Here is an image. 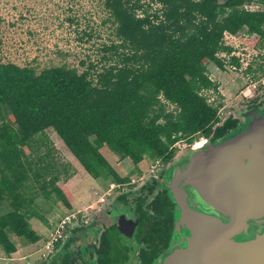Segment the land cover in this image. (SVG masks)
I'll return each mask as SVG.
<instances>
[{"label": "trees", "instance_id": "16d2710c", "mask_svg": "<svg viewBox=\"0 0 264 264\" xmlns=\"http://www.w3.org/2000/svg\"><path fill=\"white\" fill-rule=\"evenodd\" d=\"M253 4L264 7V0H103L118 41L105 50L113 51L118 62L95 74L66 66L37 72L31 66L0 63V110L10 116L0 128V203L7 202L10 209L0 215V248L6 257L17 251L10 235L30 244L40 241L28 223L35 218L48 225L36 210L38 195L54 196L71 209L56 186L58 176L46 182L45 170L29 161L24 151L47 129L90 177L122 185L129 177L120 176L101 155L103 147L129 159L134 166L130 174L141 175L146 158L168 165L178 142L192 146L197 137L214 141L240 123L232 116L220 122V97L210 102L203 93L218 95L207 64L225 71L228 63L220 54L239 66L231 56L233 48L224 43L225 34L245 30L264 42V10L244 8ZM249 99L248 108L264 105V94ZM32 179L40 194L30 185ZM128 198L120 197L124 203ZM146 198L135 196L134 209L142 223L153 224L152 231L159 228V216L166 211L167 240L160 253L172 232V202L159 194L144 210ZM74 261L65 254L59 263Z\"/></svg>", "mask_w": 264, "mask_h": 264}, {"label": "rangeland", "instance_id": "374dc122", "mask_svg": "<svg viewBox=\"0 0 264 264\" xmlns=\"http://www.w3.org/2000/svg\"><path fill=\"white\" fill-rule=\"evenodd\" d=\"M152 7L159 8L158 5ZM244 8L249 11L264 10V7L257 4ZM109 18L103 0H0V63L31 66L37 72L56 66L76 68L80 73L86 70L92 74L101 72L103 67L114 64L119 59L113 51L105 50L118 44L114 35L115 26ZM224 43L233 48L232 56L241 58L244 63L250 62L251 70L236 68L230 71L226 68L230 59H226L228 64L225 71L218 70L213 64H207L210 79L218 84V95L211 91L203 94L210 102L220 97V122L227 116L241 121L239 112L245 110L251 101L242 95L249 81L256 83V89L251 94L254 99L264 94V84L260 83L264 78V74H261L264 70V42L261 44L257 36L248 35L242 30L233 37L226 35ZM9 121V114L1 109L0 128L3 122ZM202 140L205 139L197 137L194 143ZM175 148L177 158L190 146L182 141ZM24 151L29 161L45 170L43 179L46 182L52 176H58L56 186L66 197L71 209H66L54 196L44 199L38 195L35 200L36 210L47 219L48 225L35 218L29 219L28 223L41 237L40 241L30 244L22 238L10 235L17 251L6 257L0 248V264H60L64 251L60 250L61 252L46 262L40 259L39 251L42 240L49 236L50 231L56 230L63 217L76 216L81 225L97 219V214L102 217V208L111 203L120 205L118 196L122 194H127L133 200L139 188L145 183H152L154 178L162 175L166 167L160 160L146 158L143 173L130 174L134 169L132 162L129 159H120L107 147H103L100 150L101 155L120 176L129 177V182L117 185L111 179H93L72 157L52 129L34 137L30 147ZM30 185L40 194L39 186L33 179ZM49 189L47 186V190ZM9 210L7 202L0 203V215ZM77 244H72L68 250L72 256ZM132 259L130 256L127 264H132Z\"/></svg>", "mask_w": 264, "mask_h": 264}, {"label": "water", "instance_id": "95a60500", "mask_svg": "<svg viewBox=\"0 0 264 264\" xmlns=\"http://www.w3.org/2000/svg\"><path fill=\"white\" fill-rule=\"evenodd\" d=\"M239 115L222 138L194 143L168 164L173 227L151 264H264V105Z\"/></svg>", "mask_w": 264, "mask_h": 264}, {"label": "flooded vegetation", "instance_id": "af4514ba", "mask_svg": "<svg viewBox=\"0 0 264 264\" xmlns=\"http://www.w3.org/2000/svg\"><path fill=\"white\" fill-rule=\"evenodd\" d=\"M245 109L249 108L246 107ZM167 166L165 167V172ZM164 174L162 178L160 176L154 178L157 184L154 182L145 183L137 191L136 196L140 194L147 195L144 210H147L148 203L155 200L159 194H163L164 198L165 196L169 197L168 191L164 187ZM143 188H145V191H142ZM151 188H153L152 191H150ZM124 195L127 194L118 196L120 205L111 203L106 208H102L100 211L103 216L99 217V214H97L98 218L92 219L89 223L85 222V224L81 225L80 219L76 216L69 219L60 250L64 251V255H71L68 252L70 246L79 243L74 256L71 255V258L75 260L74 264H124L125 260L127 264L130 256L133 258L132 264H151L166 249H163L160 253L157 252L167 240L166 211L163 209L159 216V228L156 231H152L151 227L153 224L150 221L142 223V217L135 212V198L133 200L128 198L126 203H124L120 199ZM120 214L127 220V222H123L124 226L122 229L117 225ZM172 215L174 219L173 203Z\"/></svg>", "mask_w": 264, "mask_h": 264}, {"label": "built area", "instance_id": "2783aa9c", "mask_svg": "<svg viewBox=\"0 0 264 264\" xmlns=\"http://www.w3.org/2000/svg\"><path fill=\"white\" fill-rule=\"evenodd\" d=\"M220 57L225 60L229 59V58H226L225 54H220ZM237 59H238L239 66L236 67L234 65L229 64L228 67H226L227 65L225 67L229 68L230 71L236 70V68L237 70H247L248 67L251 65L250 62L244 63L241 58H237ZM260 83L264 84V78L262 79ZM255 89H256V83H252L251 81H249L248 86L245 88L244 91H242V95L245 98H252L253 96L251 94ZM69 219H70V216L63 217L59 225L56 226V230L54 232L50 231L49 236H47L44 240H42L40 251H39L40 259L42 261L46 262L48 259L52 258L56 254V252L59 251L60 248L58 249L56 247V244H59V246L61 245Z\"/></svg>", "mask_w": 264, "mask_h": 264}, {"label": "crops", "instance_id": "0c3cea01", "mask_svg": "<svg viewBox=\"0 0 264 264\" xmlns=\"http://www.w3.org/2000/svg\"><path fill=\"white\" fill-rule=\"evenodd\" d=\"M228 35V34H225V36ZM228 36H231V35H228ZM233 37V36H232Z\"/></svg>", "mask_w": 264, "mask_h": 264}, {"label": "bare ground", "instance_id": "6f19581e", "mask_svg": "<svg viewBox=\"0 0 264 264\" xmlns=\"http://www.w3.org/2000/svg\"><path fill=\"white\" fill-rule=\"evenodd\" d=\"M196 145H197V146H199V145H198V142H197V144H196Z\"/></svg>", "mask_w": 264, "mask_h": 264}]
</instances>
